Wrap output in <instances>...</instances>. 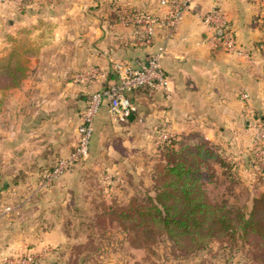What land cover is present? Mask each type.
I'll list each match as a JSON object with an SVG mask.
<instances>
[{"label": "crops", "instance_id": "obj_1", "mask_svg": "<svg viewBox=\"0 0 264 264\" xmlns=\"http://www.w3.org/2000/svg\"><path fill=\"white\" fill-rule=\"evenodd\" d=\"M97 1L33 0L20 11L0 1V44L5 33L7 47L0 56L15 48L34 51L21 86L5 92L6 121L0 124L1 256L29 252L46 264L48 248L64 242L58 228L46 230L49 217L42 204L6 205L22 190V184L13 179L32 174L21 166L13 169L12 164L33 162L35 171L36 164L47 162L41 153L32 157L29 152L30 145H39L32 141L33 136L36 132L39 136L46 126L54 136L50 140L54 155L65 153L67 133L78 122V111L93 93L114 81V62L134 64L160 45L167 51L161 65L170 80L168 91L132 94L136 112L132 120L118 122L132 130L142 122L147 126L167 123L177 138L198 132L210 143L226 148L247 142L252 120L264 113V49L259 45L264 35L252 0H194L175 31H157L149 48L134 44L135 27L118 13L114 15V10H95ZM118 2L134 12H166L160 0ZM212 10L228 21L242 54L226 53L215 46L212 30L202 22ZM93 71L95 75L85 78ZM240 95L249 100L243 101ZM231 150L237 157L235 149Z\"/></svg>", "mask_w": 264, "mask_h": 264}, {"label": "rangeland", "instance_id": "obj_2", "mask_svg": "<svg viewBox=\"0 0 264 264\" xmlns=\"http://www.w3.org/2000/svg\"><path fill=\"white\" fill-rule=\"evenodd\" d=\"M0 1L21 10L22 0L17 2ZM27 1L29 5L33 0ZM108 1L98 0L95 2L97 4L95 10L100 13L111 9L114 10V15L115 13L122 15L132 9L124 2L121 3L122 6L117 4L118 0ZM252 1L256 6V21L264 35L262 28L264 5H261L257 0ZM262 37L264 41V36ZM4 38H6L5 33L1 37L3 42L0 44V53L2 54L7 51V47L4 46L6 42ZM18 45H21V42ZM0 99L2 101L0 124H4L6 121L5 92H0ZM242 100H249V98H242ZM84 108L78 111L79 124ZM102 109L104 112L99 118ZM106 112V107L101 106L92 121L93 130L87 159L77 162L50 186L40 187L43 172L52 167L57 160L68 157L73 151L77 143L74 129L78 122L67 133L68 136L66 135L65 149L67 151L65 153L54 155L52 148L50 149L54 145V142L50 141L54 136L49 133L51 130H47L46 126L43 131L41 129L42 132L39 133V136L36 135V132L33 140L30 139L34 143L39 141L37 142L39 145H37L38 147L30 145L29 152L32 157L42 154L45 156L44 158H48L47 162L40 163V166L36 164L35 171L32 170L33 162H23L22 164L16 162V165H13L14 162L12 164L13 169L21 166L29 169L32 174L27 178L17 176L13 179V181L22 184V190L17 196L14 194L6 205L16 206L26 201L32 202L33 205L42 204L45 208L44 212L47 213L46 216L49 217L46 218L49 223L45 227L46 230L53 231L58 228L65 236L63 243L48 248L50 256L46 260V264H73L76 252L91 253L90 249L86 251L82 249L88 241L93 243V253L86 261L83 259V254L76 264H264V260H260L253 249L246 248L242 253L235 254V252L222 251L218 244H212L210 251L189 259H181L176 253L174 255L166 242L155 246L153 254L131 248L125 241L118 223H110L106 215L102 214V210L108 205L116 203L122 205L138 193L141 197L148 192L153 195L150 177L155 165L161 161L159 155L164 147V142L159 139L158 134L166 123L154 126L153 122L147 126L142 122L132 130L110 119ZM257 115L264 120V113ZM52 119L54 117H51ZM248 119L251 121L250 117ZM262 123L256 118L252 120L247 132V142L241 141L240 145L226 148L220 146L221 149L228 151V160L233 161L234 168L223 170L216 165L207 164L208 168L205 173L210 178L203 182V188L212 204H223L227 208L246 212L251 199L264 190V169L262 167L264 164V138L261 137L264 126ZM57 125L56 122L55 127ZM170 133L176 142L181 140V136L177 138L171 128ZM232 148L238 153L237 157L233 155ZM19 151L18 149L16 152ZM228 173L231 175L230 179L227 177ZM2 180L4 181V179ZM7 180L12 185V179ZM98 218L101 220L98 221ZM4 257L7 255L0 257V264H8L3 262ZM37 259L39 264H42V260L39 257Z\"/></svg>", "mask_w": 264, "mask_h": 264}, {"label": "trees", "instance_id": "obj_3", "mask_svg": "<svg viewBox=\"0 0 264 264\" xmlns=\"http://www.w3.org/2000/svg\"><path fill=\"white\" fill-rule=\"evenodd\" d=\"M27 5L28 1L22 0L21 10ZM137 13L140 12L127 11L121 17L125 19ZM259 45L264 49L263 40ZM33 55L34 51L16 48L0 57V92L20 87ZM116 81L115 76L113 82ZM138 91L148 90L141 88L134 92ZM132 94L129 99L133 103ZM135 112L127 120H132ZM255 118L264 124L261 116ZM159 157L161 161L150 177L153 195L148 192L141 197L138 193L122 205L116 203L102 210L110 223H118L131 248L153 254L155 246L166 242L174 255L189 259L210 251L212 244H218L222 251L235 254L246 248L253 249L256 256L264 260V190L251 199L248 210L243 212L223 204H212L203 188V182L210 178L205 173L207 164L223 170L234 168L233 161L228 160V151L205 140L200 133L192 132L181 136L179 142L174 137L166 140ZM262 167L264 169V164ZM227 177L231 178L230 173ZM92 245V241H88L82 247L91 252L83 253L85 261L94 251ZM83 254L76 252L73 264Z\"/></svg>", "mask_w": 264, "mask_h": 264}, {"label": "built area", "instance_id": "obj_4", "mask_svg": "<svg viewBox=\"0 0 264 264\" xmlns=\"http://www.w3.org/2000/svg\"><path fill=\"white\" fill-rule=\"evenodd\" d=\"M9 1L17 2L20 0ZM193 1L160 0V5L166 7V12L163 15L140 12L126 16L125 21L136 29L135 45L149 48L154 45L157 31L162 30L167 34L173 33L182 18L183 12L189 8ZM257 1L264 5V0ZM202 22L212 30L215 46L220 47L226 53L242 54L228 21L220 12L210 11L203 16ZM262 25L264 26V20ZM166 53L165 46L160 45L146 59L137 61L134 64L122 61L113 63L112 70L117 77V81L108 84L91 95L81 113V121L77 129L78 139L73 151L68 157L57 160L50 171L43 173L40 183L41 188L50 186L77 162L87 159L93 130L92 121L101 106L106 107L110 119L116 122H124L136 111L135 106L129 99L134 91L141 88L149 92L168 91L170 80L161 65ZM91 75H95V72L87 73L85 78ZM242 98L246 99L247 96L243 95ZM262 125L264 126V124ZM158 137L162 142L173 137L170 133L169 124L164 125ZM261 137L264 138V131ZM2 260L8 264H39L37 256L29 252L8 255Z\"/></svg>", "mask_w": 264, "mask_h": 264}]
</instances>
